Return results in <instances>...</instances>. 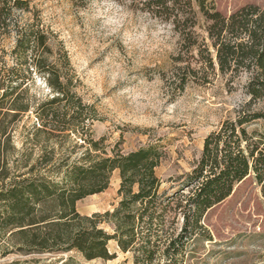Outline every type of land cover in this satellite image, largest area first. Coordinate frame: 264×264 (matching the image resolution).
I'll return each mask as SVG.
<instances>
[{
  "label": "rangeland",
  "instance_id": "374dc122",
  "mask_svg": "<svg viewBox=\"0 0 264 264\" xmlns=\"http://www.w3.org/2000/svg\"><path fill=\"white\" fill-rule=\"evenodd\" d=\"M193 2L197 31L210 43V22L199 0ZM204 4L224 15L248 4L264 8V0H205ZM25 30L27 35L44 34L51 52L31 38L18 47ZM181 46L172 24L135 9L129 0H29L26 9L12 10L8 27L0 22V123L7 127L0 138L8 180L28 169L20 167L22 157L32 165L48 154L50 163L59 166L67 158H79L90 146L88 142L81 146L79 132L35 134L40 124L37 108L53 95L46 71L36 62L56 66L83 102L93 106L96 116L87 122V138L100 141V150L93 153H127L150 144L163 151L155 169L163 194L156 213L160 217L154 220L163 219L158 231L148 232L147 218L141 220L138 214L139 237L127 251L110 240L112 259L88 260L76 250L6 255L0 250V264H264V197L252 173L187 230L183 207H177L185 199L171 197L200 160L207 135L225 120L235 119L250 99L248 73H222L217 63L197 76L180 70L190 59L183 53L185 61H176ZM190 60L193 67H200ZM16 105H27L29 110L12 109ZM262 108L264 100L257 101L254 109ZM50 176L60 180L62 172ZM121 181L120 171H113L109 186L79 200L77 210L83 215L113 212L123 199ZM139 206L135 203L132 210ZM102 221L101 227L114 234L113 220ZM7 237L0 234V241Z\"/></svg>",
  "mask_w": 264,
  "mask_h": 264
},
{
  "label": "trees",
  "instance_id": "16d2710c",
  "mask_svg": "<svg viewBox=\"0 0 264 264\" xmlns=\"http://www.w3.org/2000/svg\"><path fill=\"white\" fill-rule=\"evenodd\" d=\"M129 1L135 9L172 24L182 44L176 61H185L184 53L200 64L199 68L193 67L189 59L185 66L180 65V70L197 76L199 71L205 74V69H214L217 63L222 73L250 75L247 85L250 99L235 119L225 120L207 135L200 160L186 174L181 188L171 196L185 199L184 205L181 202L177 206L183 207L184 229L198 225L210 208L227 199L235 186L251 173L261 186L264 197V108L254 109L257 101L264 100V8L248 4L224 15L216 9H206L205 0H199L210 22L208 43L197 31L198 19L193 0ZM28 3L29 0H0V22L3 26H9L14 8L26 9ZM28 38L51 52L46 45L47 37L33 31L28 35L26 30L20 32L18 47H22ZM35 65L46 71L47 82L53 92L37 108L40 124L35 127V134L43 132L49 136H62L79 132L84 140L81 146L87 142L90 146L79 158L73 161L67 158L59 166L50 163L52 156L48 154L42 155L32 165L22 157L20 167L28 169L8 180L10 175L0 138V234H8L5 240L0 241V250L4 255L10 252L30 254L76 250L88 260L112 259L114 254L108 248L110 240L115 239L119 247L127 251L139 237L138 214L141 220L147 218L148 232L158 231L162 226L163 219L154 220L160 217L156 213L163 198L160 194L162 182L155 171L163 151L159 145L150 144L127 153L121 150L106 156L93 153L100 150V141L87 138L90 130L87 122L96 116L93 106L83 102L72 90L71 80L56 66L39 62ZM187 72L182 75L183 83ZM203 79L206 80L205 77ZM15 107L12 109L29 110L27 105ZM252 126L256 127L251 129ZM3 134H7V127L0 123V136ZM26 155L30 156L29 153ZM60 170V180L50 176V173ZM115 170L120 171L122 178L120 206L113 212L81 214L77 210V202L104 191ZM135 186H138L137 191ZM135 203L140 206L132 210ZM105 217L115 223L114 234L101 227Z\"/></svg>",
  "mask_w": 264,
  "mask_h": 264
}]
</instances>
